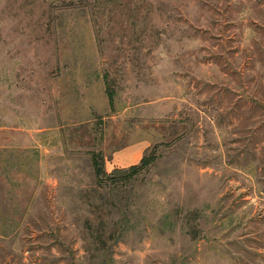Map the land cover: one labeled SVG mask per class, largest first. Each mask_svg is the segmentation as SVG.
Returning <instances> with one entry per match:
<instances>
[{
  "label": "rangeland",
  "instance_id": "rangeland-1",
  "mask_svg": "<svg viewBox=\"0 0 264 264\" xmlns=\"http://www.w3.org/2000/svg\"><path fill=\"white\" fill-rule=\"evenodd\" d=\"M0 264H264V0H0Z\"/></svg>",
  "mask_w": 264,
  "mask_h": 264
},
{
  "label": "crops",
  "instance_id": "crops-1",
  "mask_svg": "<svg viewBox=\"0 0 264 264\" xmlns=\"http://www.w3.org/2000/svg\"><path fill=\"white\" fill-rule=\"evenodd\" d=\"M144 148L145 146H142V144H133L126 147V152L123 153L121 162L134 165V163L136 162L135 160H139V158L141 157Z\"/></svg>",
  "mask_w": 264,
  "mask_h": 264
},
{
  "label": "trees",
  "instance_id": "trees-1",
  "mask_svg": "<svg viewBox=\"0 0 264 264\" xmlns=\"http://www.w3.org/2000/svg\"><path fill=\"white\" fill-rule=\"evenodd\" d=\"M99 161L100 160H97L96 157H94L93 165H94L95 175H96L97 178H99L102 175H104V170H102L101 164H100ZM140 163L142 164V166L143 165H145V166L148 165V162H147L146 158H144V156L141 158ZM137 168H138V166H131L129 169L131 171H135ZM116 171L118 172L119 170H116Z\"/></svg>",
  "mask_w": 264,
  "mask_h": 264
}]
</instances>
